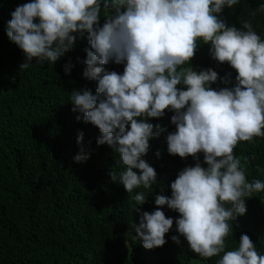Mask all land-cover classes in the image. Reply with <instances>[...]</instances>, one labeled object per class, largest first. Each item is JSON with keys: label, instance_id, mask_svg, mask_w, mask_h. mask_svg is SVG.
Here are the masks:
<instances>
[{"label": "clouds", "instance_id": "1", "mask_svg": "<svg viewBox=\"0 0 264 264\" xmlns=\"http://www.w3.org/2000/svg\"><path fill=\"white\" fill-rule=\"evenodd\" d=\"M238 3L32 0L11 13L7 35L25 54L21 71L30 68L33 60L55 64L73 48L74 34H87L90 50H86L84 77L97 81L96 95L73 91L70 100L73 111L79 110L85 123L100 130L97 144H107L119 154L123 170L111 172V180L128 193L157 182L155 169L141 158L149 150V141L159 135L148 118L159 119L166 109L172 110L176 131L167 136L168 153L197 161L203 153L208 167L197 162L182 170L170 185L171 197H156L155 211L134 209L139 224L132 228L145 249L167 243L165 235L174 224L161 210L167 206L179 213L176 230L201 259L219 257L216 264H264V255L247 234L241 235L238 247L227 250L233 222L247 211L245 198L264 192V182H249L234 151L241 142L252 144L254 138L264 137V39L248 20L238 30L219 18L225 7L232 9ZM257 12H264V4L250 15L254 18ZM201 42L211 44L214 60L236 71L235 87L214 90L210 87L218 80L214 70L197 73L188 66ZM110 61L125 63L122 75L103 67ZM181 84L186 90L177 87ZM82 141L83 133L77 143ZM88 158L81 147L74 161ZM145 198L143 193L134 196L138 205ZM179 236H172L177 245Z\"/></svg>", "mask_w": 264, "mask_h": 264}, {"label": "trees", "instance_id": "2", "mask_svg": "<svg viewBox=\"0 0 264 264\" xmlns=\"http://www.w3.org/2000/svg\"><path fill=\"white\" fill-rule=\"evenodd\" d=\"M29 2L0 0V264H216L219 257L201 259L190 250L176 230L179 213L167 206L161 210L174 224L164 246L145 249L132 228L139 224L134 209L155 211L156 197H171L170 185L182 170L197 162L208 167L203 153L198 161L168 153L167 136L176 131L171 122L175 112L166 109L163 117L147 119L159 135L149 141L141 158L155 169L157 182L128 193L111 180V172L123 170L119 154L107 144H97L100 130L85 123L70 100L73 91L96 95L97 81L84 77L90 50L87 34H74L73 48L55 64L33 60L21 71L25 54L7 31L11 13ZM260 4L264 0H239L232 9L225 7L219 18L238 30L248 20L264 39V12L250 15ZM104 22L102 12L101 27ZM210 48L201 42L188 66L197 73L214 70L218 74L210 85L214 90L235 87L236 71L214 60ZM103 67L122 75L125 63L110 61ZM177 87L186 90L183 84ZM81 133L83 141L78 144ZM81 147L89 158L77 163L74 157ZM234 151L249 182H264V137L254 138L252 144L241 142ZM133 171L139 174L138 169ZM139 193L146 196L143 205L134 200ZM245 204L246 213L233 222L227 250L238 247L241 235L247 234L264 255V192L245 198ZM172 236H179V245Z\"/></svg>", "mask_w": 264, "mask_h": 264}]
</instances>
